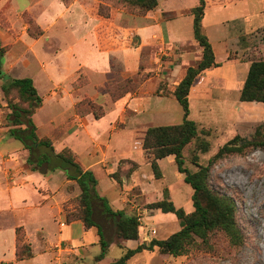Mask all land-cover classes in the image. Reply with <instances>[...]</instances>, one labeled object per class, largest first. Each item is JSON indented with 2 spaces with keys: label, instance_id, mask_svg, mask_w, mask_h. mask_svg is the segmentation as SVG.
I'll return each instance as SVG.
<instances>
[{
  "label": "rangeland",
  "instance_id": "rangeland-1",
  "mask_svg": "<svg viewBox=\"0 0 264 264\" xmlns=\"http://www.w3.org/2000/svg\"><path fill=\"white\" fill-rule=\"evenodd\" d=\"M93 1H95L97 7L96 17L99 20L115 19L119 27H129L130 25L141 23V19L138 16H141L143 12L136 7L124 4L120 0ZM73 3L74 0H0V71L4 76L12 79L24 78L25 75L29 78L30 76L34 77L35 89L41 99L40 107L33 114L34 123L36 124V134L40 139L50 140L53 148L56 150H60L64 146L63 131L57 130L54 123L52 125H49L50 123L47 124L48 122L46 123V121L50 118L47 115H51L53 122L55 121L57 125V119L62 111L60 107H63L60 102L67 95V91L77 89L82 76H79L77 80L70 79L69 81H65V83L61 81L62 84L61 82L57 85L53 84L48 90H45L47 83L41 75V65L39 64L41 61L39 60L43 61L42 52L49 53V49L53 46V44L48 43V41L52 40L53 35L46 29L49 27L48 24L54 19L55 26L53 28H62L64 24L62 22L64 18L62 16L63 7ZM197 3L198 0H160V6L165 11L184 10L189 6L194 7ZM224 5L229 6L222 7L217 11H213L215 7H211L206 17L205 32L215 43V62L217 64L212 69L215 73L212 75V79L210 77V80L196 85L193 94L188 99V118L198 125L199 131L207 130L209 135L205 136L199 133L198 138L193 140L184 149V156L186 160L185 167L191 171L196 170L191 164V159L194 157H197L198 164L203 166L209 165L208 186L210 190L234 201L236 206V223L242 236V243L233 246L229 243L223 232L213 231L208 234V239L205 243L196 239L195 243L189 247L186 255L176 258L171 256L165 257L164 264H264V150L248 147L242 154L227 155L209 163L210 158H212L216 151L231 140L236 133L251 140L255 129L259 128L258 139L264 140V104L241 103L239 101L240 91H238V86L243 85L250 63L252 61L264 60V0H246V2L245 0H239V3ZM99 7L108 16L99 15ZM61 12L62 14L60 15ZM117 12L120 15H117ZM236 18L237 20L231 21ZM217 20L226 22V29L223 25L216 27V24L213 22H217ZM190 23L191 16L185 15L176 21H166L161 26L164 30L170 26H175L182 41L183 39L190 41L188 46L193 47L196 45L192 38ZM61 33V37L64 38L66 43L73 41L70 34ZM224 33L227 34L228 38L226 40V48H223L218 43L219 37L223 36ZM106 35L108 36V34ZM135 39L136 36L133 37L131 35V39L127 45L132 47ZM104 40L105 38H103ZM56 52L57 49H55ZM148 54L149 51L146 49L140 54L141 71L145 68L147 69V67L149 69L157 67L154 63L147 65ZM39 57L40 59H38ZM160 57V62L167 61L168 59L165 55H161ZM36 62L38 63L36 64ZM99 64L102 65L103 63L99 62ZM190 65L188 67L195 66L196 62ZM29 68L31 69L29 70ZM113 72L115 73L116 71L113 70ZM217 73L221 76H218ZM91 75L94 82L97 83H105L106 80L110 79V75L106 77L101 74V69H98L97 72ZM138 75L140 73L131 75L125 79V82L127 80L133 82L129 86V90L132 93L136 91L134 90L135 87H139L138 80L142 77ZM222 76L223 79H220ZM229 77L230 83L234 84L233 86L235 87L231 88L228 86L226 89H223L221 87L222 84L219 83H223ZM233 77L235 80L232 79ZM218 81L219 83H217ZM158 83L159 89L163 88L162 94L166 95L169 93L167 87L169 82H164L163 80L147 84L145 90L153 91L158 87ZM171 83L172 81L170 80ZM224 83H229V81H225ZM1 84L2 81L0 80V146L1 142H5L9 138L7 135L10 128V124L8 123V115L10 114L8 103H19L21 106L26 107V104L19 102L16 91L13 90L9 94L4 95L1 91ZM119 84L112 88H116L117 90L118 86H121ZM122 89L123 87H120L118 92ZM49 90H51L50 94L47 95L46 93ZM155 94L158 95L159 90ZM115 95L118 94H114V97ZM70 99H72V96ZM100 99V101L103 99L102 102L106 101L107 106H110L107 94L100 93ZM144 103L147 108L144 113L133 114L131 116L128 114L125 120L126 125L121 136L124 142L127 133H130L133 128L141 127L131 145L132 150H141L139 139L144 128L177 125L183 119L182 109L175 99H158L157 101V98L148 97ZM99 108L101 107L89 99H82L74 106L73 112L81 116L89 112L99 114ZM73 112L70 116H73ZM236 124L239 125V130L235 128ZM202 142L208 144V152L206 153H200L199 151V145ZM0 149H2L0 150V175L4 176V171H7L8 168H13L9 164H12L13 160H17L16 151L12 148H8V150ZM130 161L133 164L141 165V174L144 177L152 178L154 186L167 188L166 193L176 207L182 208L185 212L193 210L191 208L192 190L178 177L174 163H170L166 159L160 161L158 168L160 173L163 174V178L155 179L150 166L146 163L147 161L144 160L143 156L136 155ZM26 167L29 166L26 164ZM117 176L118 172L114 174L115 178ZM5 178L0 177L2 181H5ZM60 183L61 181L59 180L54 184L59 185ZM66 190L67 192L70 191L69 193L72 195H70L69 200L63 206V210L66 212L67 220H70L74 217H79L81 212L78 207V195L74 197L70 187H67ZM146 206L143 205V209H147ZM94 212L93 219L101 224L106 241L108 243L116 242L119 244L120 240L114 237L113 221L105 222L100 218L98 216V207L94 208ZM142 212L141 204L137 205L130 212V214L140 218V226L145 225V221L142 219L144 218ZM169 218L175 220L174 224L179 226L173 214L163 213L160 220L156 221V227L158 229L163 227ZM13 221V216L6 219L9 225ZM168 225L169 223L165 224V226ZM14 229L15 234L17 233L20 239H17V236H15L13 260L18 262L14 264H19L20 261H27L30 257V252L28 256L27 252L24 253L21 247L25 248L28 246L29 249L30 247L25 242L23 228L17 224ZM5 231L4 234L9 236V231L7 229ZM6 248L7 242H4L3 251ZM17 249L23 252L24 257L22 259L16 256ZM50 249V255L42 257L43 262L41 264L66 263L67 260L61 256L58 245L50 244ZM116 251H118V248L112 249L108 257L112 259L117 258L113 256V252Z\"/></svg>",
  "mask_w": 264,
  "mask_h": 264
},
{
  "label": "crops",
  "instance_id": "crops-1",
  "mask_svg": "<svg viewBox=\"0 0 264 264\" xmlns=\"http://www.w3.org/2000/svg\"><path fill=\"white\" fill-rule=\"evenodd\" d=\"M226 6L215 5L213 11ZM194 7L165 11L161 8L160 0H158L157 6L153 10L138 16L141 19L140 24L119 27L115 19L99 20L96 17L95 1L74 0L73 4L63 7L62 16L64 18L62 22L64 24L62 28H53L55 26L54 19L48 24L49 27L46 29L53 34L52 40L48 43L53 44L52 48L54 49H49V53L42 52L41 55L44 60H39L41 61L39 63L41 75L47 83L45 90H48L53 84H60L61 81L65 83L70 79L77 80L79 76L82 78H80L77 89L67 91V95L60 102L63 107H60L62 111L60 110L61 115L57 119V125L55 121L53 122L51 115H47L50 118L46 123H50L49 125L54 123L57 130L63 131L64 146L62 149L70 150L81 168L93 174L96 179L95 190L98 197L105 199L113 211H125L127 215H130V212L141 204L142 214H144L142 219L145 221V225L138 227L137 240L120 241L119 244L116 242L109 243L105 256L96 261V257L101 252L97 228L85 229L81 221L67 220L66 212L63 210V206L72 195L69 193L70 191L67 192V187L71 188L74 197L80 194L77 182L67 179L64 172L61 171H54L45 175L31 171L25 163L28 157L27 150L19 141L8 138L7 141L1 142L0 148L4 150L15 149L17 160H13V163L9 164L13 168L4 171V176L0 175V177H6L5 181L0 179L2 181H0V218L2 222L0 224V264L18 263L13 260L16 240L14 228L17 224L23 228L25 242L30 247V257L27 261H20L19 264H41L43 262L41 258L50 255V244L58 245L61 256L67 260L65 264H109L120 258L127 250H133L138 245L148 243L152 239L164 240L179 230V226L174 224L175 220L170 218L165 223H169L168 226L164 224L165 227L158 229L156 221L160 220L163 213L158 210L143 209V205L161 201L167 188L154 186L152 178L144 177L141 174V165L133 164L130 161L134 156L141 155L150 166L149 158L142 149H131L136 133L141 127L133 128L130 133H127L125 142L121 136L125 129V120L128 114L131 116L144 113L147 109L144 102L148 97L157 98V101L158 99H174L171 93L184 77L188 66L199 62L201 59V48L194 39L196 46H188L190 41L186 39L182 41L175 26H170L165 30L161 26L166 21H176L185 15H190L192 27L193 17L190 10ZM209 10L211 9L207 6L201 26L203 34L211 44L215 61V43L205 32L206 17ZM117 15H120L119 12ZM235 20L237 18L231 21ZM218 21L213 22L216 24L215 26L223 25L226 29V22ZM61 32L70 34L73 41L66 43L61 37ZM131 35L136 36V39L133 42L134 45L129 47L130 45L127 44H129ZM103 38H105L104 41ZM227 39V34L224 33L223 36L219 37L218 43L226 48ZM55 49H57L56 53ZM145 49L149 51L147 65L154 63L157 67L154 69L147 67L141 71L140 54ZM161 55H165L168 58L167 61L160 62ZM99 62L103 64L100 65ZM215 64L217 63L215 62ZM98 69H101L102 75L106 77L110 75V79L106 80L105 83L94 82L91 74L97 72ZM212 69L203 71L196 78L195 85L189 91L188 99L193 94L196 85L210 80V77L212 79V75L215 73ZM29 70L27 71L29 72ZM113 70L116 72L114 73ZM139 73L138 76L142 77V82L139 83V87L134 93L112 99L109 91L113 86L125 81L131 75ZM217 75L221 76L218 73ZM26 76L24 78H29ZM30 79L36 87L34 77L30 76ZM220 79H223V76ZM232 79L235 80L234 77ZM161 80L169 82L167 87L170 94H162L163 88L159 89V83L153 91L145 90L147 84ZM170 80L172 81L171 84ZM225 81H229V83H224ZM219 84H222L223 89L228 86L235 87L234 84L230 83V77ZM241 88L242 84L238 86V91ZM157 90H159L158 95L155 94ZM50 91L46 94L49 95ZM100 93L107 94L110 106H107L106 101L102 102L103 99L100 101ZM71 96L72 99H70ZM82 99H89L101 107L103 114L98 118H95L92 112L84 113L82 116L75 114L73 112L74 106ZM72 112L73 116H70ZM53 149L55 153L62 151V149ZM164 159L174 163L172 156ZM162 160L157 161L158 166ZM127 165L131 167L129 170ZM117 172L118 176L115 178L114 174ZM178 177L183 181V175L178 173ZM161 178H163L162 173ZM7 179L9 180L7 181ZM59 180L61 183L55 185L54 183ZM169 200L171 201L170 198ZM95 207L99 208L98 216L105 222L113 221L102 211L100 201H92L93 215L95 214ZM189 212L191 211L186 213ZM12 216L15 223L13 221L9 225L6 219ZM95 222L101 226L100 223ZM6 229L9 231V236L4 234ZM102 232L104 235L103 229ZM104 239L106 240L105 235ZM4 242H7V248L4 250L6 252L3 251ZM115 248H118V251L113 252V256L117 258L112 259L108 256ZM164 258L156 250L153 252L142 251L131 257L127 264H164Z\"/></svg>",
  "mask_w": 264,
  "mask_h": 264
},
{
  "label": "trees",
  "instance_id": "trees-1",
  "mask_svg": "<svg viewBox=\"0 0 264 264\" xmlns=\"http://www.w3.org/2000/svg\"><path fill=\"white\" fill-rule=\"evenodd\" d=\"M122 3L136 7L145 15L153 10L158 0H120ZM241 1V0H240ZM236 4L239 0H198L197 6L190 10L193 17L192 32L193 39L201 48L202 55L195 66L186 69L184 77L175 86L172 97L180 105L183 112V119L180 124L170 126L149 127L142 131L139 144L141 149L148 155L149 164L155 179L161 178L157 161L172 156L176 165L177 172L183 175V182L192 190L191 205L193 210L186 213L182 208H177L169 200L166 191L163 193V199L158 202L148 204L147 209L158 210L161 213H171L175 216L179 224V230L164 240L152 239L148 243H142L133 250H127L115 261L109 264H127L131 257L142 251H158V254L164 257H180L188 253L189 247L199 239L205 243L208 234L213 231H221L225 234L230 244L233 246L242 243V236L236 223V206L231 198L221 196L212 192L208 186L209 165L203 166L197 163V157L191 159V164L196 168L191 171L185 167L184 149L193 140L198 138L199 133L208 136L207 130L199 131L198 125L188 118L189 101L188 94L194 85L196 78L205 70L216 66L214 53L208 38L202 32L201 21L207 8L215 5ZM99 7V15L108 16ZM141 15V16H142ZM1 64V49H0ZM1 91L4 95L11 91H16L19 102L26 104V107L19 103H8L10 114L8 115V137L19 141L23 148L27 150L28 157L26 164L33 172L47 174L60 170L65 173L69 180H75L80 189L78 195V207L81 212L79 217H74L69 221L79 220L83 223L85 229L96 227L99 236L100 254L96 261L102 259L107 251L109 243L104 239L102 228L93 219L92 201L97 200L102 204V211L113 220L114 237L120 241H135L138 239L139 223L137 217L125 211H113L105 199L99 198L95 186L96 179L90 171H85L75 161L73 153L64 149L55 153L50 140L40 139L36 135V127L32 120L34 111L41 105V99L30 78H7L0 71ZM142 78L138 80V84ZM131 80L121 82L123 89L112 88L109 92L112 99H118L125 94L132 93L129 86ZM126 87V88H124ZM137 87L134 88L136 90ZM118 94L115 95L114 94ZM170 94V93H168ZM239 101L241 103H259L264 104V60L252 61L239 92ZM99 114L92 112L95 118L103 114L101 108ZM235 128L239 130V125ZM259 128H256L252 139H246L244 136L236 135L220 147L210 158L209 163L223 158L227 155L242 154L246 148L255 147L264 150V140L258 139ZM200 153L208 152V144L202 142L199 145ZM17 239H20L16 233ZM23 252H30L27 247H21ZM20 250V249H19ZM23 252H16L19 259L24 257ZM29 256V254H28Z\"/></svg>",
  "mask_w": 264,
  "mask_h": 264
},
{
  "label": "built area",
  "instance_id": "built-area-1",
  "mask_svg": "<svg viewBox=\"0 0 264 264\" xmlns=\"http://www.w3.org/2000/svg\"><path fill=\"white\" fill-rule=\"evenodd\" d=\"M137 220H138V223H139V226L141 225V223H140V218L139 217H137Z\"/></svg>",
  "mask_w": 264,
  "mask_h": 264
}]
</instances>
